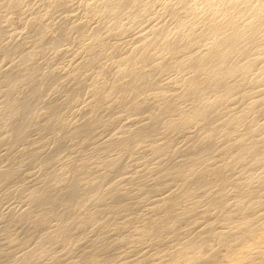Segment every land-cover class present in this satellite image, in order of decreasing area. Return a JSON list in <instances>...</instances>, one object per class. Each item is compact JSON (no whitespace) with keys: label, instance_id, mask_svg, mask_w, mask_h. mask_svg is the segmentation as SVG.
<instances>
[{"label":"rangeland","instance_id":"374dc122","mask_svg":"<svg viewBox=\"0 0 264 264\" xmlns=\"http://www.w3.org/2000/svg\"><path fill=\"white\" fill-rule=\"evenodd\" d=\"M0 264H264V0H0Z\"/></svg>","mask_w":264,"mask_h":264}]
</instances>
